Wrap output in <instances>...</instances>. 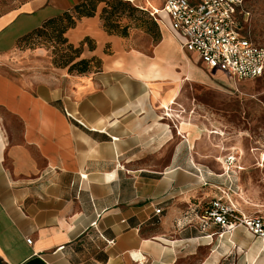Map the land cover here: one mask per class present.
I'll use <instances>...</instances> for the list:
<instances>
[{
	"label": "crops",
	"instance_id": "0c3cea01",
	"mask_svg": "<svg viewBox=\"0 0 264 264\" xmlns=\"http://www.w3.org/2000/svg\"><path fill=\"white\" fill-rule=\"evenodd\" d=\"M84 1L0 0V264H264V241L203 220L228 203L210 190L226 192L206 141L196 150L207 124L184 92L206 75L176 36L109 34L100 3L64 34L99 69L70 73L45 48H18ZM122 1L149 13L166 0Z\"/></svg>",
	"mask_w": 264,
	"mask_h": 264
},
{
	"label": "rangeland",
	"instance_id": "374dc122",
	"mask_svg": "<svg viewBox=\"0 0 264 264\" xmlns=\"http://www.w3.org/2000/svg\"><path fill=\"white\" fill-rule=\"evenodd\" d=\"M246 7L251 13L247 31L255 43L264 47V0H247ZM112 20L131 30L146 32L152 28L147 16L130 4L115 9ZM53 46L44 38L35 37L19 49L45 48L52 59H58L61 52ZM186 54L206 75L203 83L184 89L192 98L191 120L207 124L202 128L203 140L197 141L195 147L199 151L202 141H206L203 151L209 159L210 177L226 192L215 187L210 190L219 192L225 203L239 200L255 215L264 216V73L255 80H231L218 70H207L195 55Z\"/></svg>",
	"mask_w": 264,
	"mask_h": 264
},
{
	"label": "built area",
	"instance_id": "2783aa9c",
	"mask_svg": "<svg viewBox=\"0 0 264 264\" xmlns=\"http://www.w3.org/2000/svg\"><path fill=\"white\" fill-rule=\"evenodd\" d=\"M161 13L167 22L156 17ZM148 14L159 29H167L179 38L182 50L195 55L207 70H218L236 81L262 77L264 47L255 43L247 31L251 14L246 0H166L160 12ZM203 220L219 228V237L241 227L264 241V216H244L221 199L211 202ZM26 243L31 244V240Z\"/></svg>",
	"mask_w": 264,
	"mask_h": 264
},
{
	"label": "trees",
	"instance_id": "16d2710c",
	"mask_svg": "<svg viewBox=\"0 0 264 264\" xmlns=\"http://www.w3.org/2000/svg\"><path fill=\"white\" fill-rule=\"evenodd\" d=\"M100 3L105 5L100 13V20L104 31L109 34H114L121 37L128 36V31L131 29L127 25L119 26L120 23L113 21L112 17L115 15V9L118 7L125 8L130 3L122 0H86L74 7L71 11L65 12L56 18L46 21L40 28L19 39L18 48L21 44H29L35 37H42L54 45V50L56 49V51L61 52L58 59H52L54 66L58 68L68 67V72H75L76 74H85L99 69L100 61L95 58L80 59L76 61V59L79 58L82 48H75L66 44L64 34L69 29L74 28L76 23L82 18L94 16L96 13V8ZM138 10L146 15L147 18L152 22V28L146 31V33L153 35V38L156 41L157 36L154 34V32H156V29L159 31L158 25L153 21L146 11L140 9ZM115 29H120V32H115Z\"/></svg>",
	"mask_w": 264,
	"mask_h": 264
}]
</instances>
